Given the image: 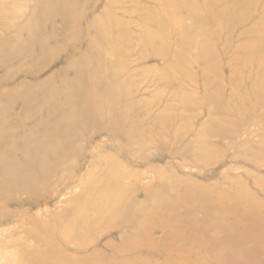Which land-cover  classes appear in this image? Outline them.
Returning <instances> with one entry per match:
<instances>
[{"label":"rangeland","instance_id":"rangeland-1","mask_svg":"<svg viewBox=\"0 0 264 264\" xmlns=\"http://www.w3.org/2000/svg\"><path fill=\"white\" fill-rule=\"evenodd\" d=\"M72 2L63 0L43 20L46 27L28 35L20 21L29 26L46 11L34 0H0V137L7 147L0 162L25 157V147L44 157L40 146L64 130L60 105L70 107L63 120L73 125L65 136L73 131L80 140L68 136L64 148L81 158L60 167L44 188L35 185L43 173L33 159L15 167L35 174L28 183L37 187L32 198L16 187L0 198V264H264V0H187V8L185 0H91L64 36ZM103 10L117 24L113 35L101 28ZM42 31L50 35L45 44ZM100 31L107 58L98 61L103 70L117 69L123 91L108 92L101 80L80 94L112 110L91 125L76 117L80 82L70 80L79 67L96 68L84 58L91 44L82 38ZM35 40L42 47L32 58H15ZM122 132L137 135L132 149H120ZM98 159L116 172L94 170ZM67 181L76 185L63 187ZM161 181L168 189L157 188ZM95 184H106L111 200L132 192L131 218L139 216L141 228L126 215L117 226L111 201L94 203ZM79 213L85 223L70 229ZM30 215L52 223V235L71 236L46 250Z\"/></svg>","mask_w":264,"mask_h":264},{"label":"bare ground","instance_id":"bare-ground-1","mask_svg":"<svg viewBox=\"0 0 264 264\" xmlns=\"http://www.w3.org/2000/svg\"><path fill=\"white\" fill-rule=\"evenodd\" d=\"M36 1L35 3V7L39 6L42 8V10L46 11L44 14H39L37 15V19L29 26L26 25V21L25 22H21V24H23V26L27 29L28 31V35H30V31H38L40 30V28L42 26L46 27L45 25V21H43L45 19V17H49V12H52L54 9L56 10L58 5L60 3L63 2V0H54L55 4L53 6V2H49V4L43 0H34ZM91 0H73V7H72V12H71V21H69L68 23L67 20L65 18L64 23H63V29L61 32L64 33V36L67 33V25H70V27L72 28L73 25H78L77 20L75 18V16L77 15V11L79 10L80 6L84 3H88ZM186 3V8H187V0H185ZM169 5V3H168ZM191 10H193L190 7ZM92 9H90L89 11H91ZM104 15L101 16L100 21H101V28H110V33L113 35V26L117 27L115 24H112V21H114L113 19H111L109 17V15L107 13H105V11L103 10ZM228 18L231 19V15L227 16ZM38 19L40 21H38ZM95 26H97L96 24H90V28L91 29H95ZM118 28V27H117ZM96 30V29H95ZM99 30V29H97ZM42 35L39 36V38L43 41V43L45 44L46 39H50V35L47 34V32L42 31ZM62 33V34H63ZM61 34V35H62ZM102 35L103 33L98 32H94L93 34H88V36L83 37L82 40L83 42H87L88 45L89 43L91 44L88 47V51L85 54L84 58L85 60H93L94 63L96 62V68L92 67L91 70L87 71L89 74V76L86 77H81V75L87 73H81L82 72V68L79 67L73 74V78L70 80L71 83H75V82H80L77 86H75V91L78 92L76 97H78V103L75 107L79 108V110L75 111V108L73 109L76 112V117L80 118V122H86L90 121V124L93 125L95 123V121H101L103 122L104 119L111 117L112 115V110L107 106L105 107L106 110H102L99 107H93V105H90V103L88 102V99L85 98L84 96H81L80 94L82 92L86 93V92H90L94 89V84L97 81H101L103 82V86L105 85L108 88V92H122L123 88H122V84H118L117 82L120 81L119 78H116V73L118 72L116 68H111L108 70H103L101 68V65L98 61V59H106L107 55H105L104 52H101L100 47L98 46V41H102ZM6 37V43L7 46L9 47V44L11 42L12 36L11 34H8ZM51 36H54V39L52 40H59L60 39V35H57L55 33H52ZM64 36H61L64 39ZM15 38H17V35H14ZM112 36H110L111 38ZM63 39H61V41H63ZM37 40H35L33 42V44L30 41H25L24 45L21 46L22 48L18 50V53L16 54V57H20V56H28L30 58H32L35 55V49L36 47L41 48L42 44L40 42H38V44L36 43ZM26 49V52H25ZM112 50V49H111ZM113 51V55L115 56V51ZM93 63V64H94ZM74 69V68H72ZM75 70V69H74ZM93 74H98L93 75ZM83 82V83H81ZM51 92H54V90L50 91L47 90L46 92V98L48 97V94H51ZM52 96H50L49 98H51ZM92 101V100H91ZM90 101V102H91ZM73 102H76V100L74 99ZM102 101L99 100V103H101ZM62 107H65L64 111L62 112H58L57 114V119L59 120L58 123L63 126L64 130L62 132H55V136L47 139L43 142L42 146H40L41 150H42V154H44V157H38L36 158L33 155V152L36 150H33L31 148H27L25 147L23 151L25 154V157L22 158H17V157H13L11 159H2L0 162V166L2 167L3 173H0V177L1 175H4V179L0 180V198L5 197L6 193L7 195H9V192L7 191L8 189H11V187H16L18 189V193L22 194V195H27V198H32L31 196H33V191L36 189L37 186L42 185V187L44 188L45 183L44 181H48L50 178H55V175L57 174L56 171H59L60 167L62 166H71L72 165V160H80L81 158L77 157L75 155V151L71 148L65 149L64 148V144L67 142L68 140V136L72 139H74L76 137V134L73 131H70L67 135L65 136V133L67 132L69 127H73V125H69L67 126V121H64L63 118L65 119V117H69V113L68 111L70 110L69 106L66 105H60ZM101 106V105H100ZM60 108V107H58ZM0 116L1 118L4 116L3 112H0ZM0 118V120H1ZM88 128V127H87ZM123 133V137L125 139L126 144L123 145V147H120V149L125 148H130L132 149L133 144L131 143V140L137 136L135 133L132 134H128L125 132ZM27 134H31L30 132H27ZM58 134V135H57ZM46 137V135H44ZM79 140V137L75 138L73 140V143L75 144V141ZM80 141V140H79ZM67 145V144H65ZM77 147V146H76ZM7 149L6 146H4V144L1 142V137H0V153L4 152ZM78 149V148H77ZM13 149H11L12 151ZM82 152V151H81ZM80 152V154H81ZM79 153V150H78ZM31 158L33 159V161L30 163L32 166L36 167L39 170H42L43 175L42 176H38L35 179V182L37 185L34 187L32 183H28V177H31L35 174H33L30 171H24V173H21L19 168H15L16 166H18L21 163H24L26 161V158ZM71 157V158H70ZM13 163V164H11ZM102 166L101 168V173L105 174L108 170H111L113 172H116V168L113 164H109L106 166L105 161H102L100 159L94 161L93 167L94 170H99V168ZM61 171V170H60ZM56 173V174H55ZM100 173V176H101ZM43 180V182H41ZM17 181H19L22 184V187L24 190H22L18 185H17ZM162 186H157V188H162L163 189H168V187L163 183V181H161ZM72 185H76L75 183H73V181L69 182L67 181L66 183H63V187L68 186L69 188L72 187ZM80 184L77 185V187ZM91 186V184L88 186V188ZM93 188L95 190H97L100 194V198H96L94 200L95 202L98 201H103V199L111 201V207L113 208L112 213L114 214L113 219L115 224L118 226V218L120 216L126 215V220H129L128 223L132 222V224L130 226H133V228L136 229L137 228H141L142 226V220L139 216H133L131 218V215L134 211L133 206H136V202L135 199L133 197V193L130 192L128 193L124 198L122 197V193L121 191L117 193V196L111 200V191L110 188L107 190L106 188V184L105 185H100V184H95L93 186ZM161 190V191H162ZM195 190V189H194ZM75 198L74 195L71 196V200H73ZM82 201H84V203L87 200V196H82L80 198ZM159 200V197H158ZM15 201V200H12ZM153 201L156 202L157 200L155 198H153ZM152 213H157V208L156 206H153L151 209ZM66 212H64L65 214ZM26 219L28 220V223H31L33 225V228L36 226L35 231L31 230L38 240H41V242H44V247L46 248V250H52L51 249L53 247L54 241L56 240H60L61 242H66V240L71 236L70 234H67L66 232L64 233H60L57 232L55 234H51L50 229H54V225L52 223L46 224V223H41V222H36L35 219L32 217V215L30 216H26ZM86 218L82 215V214H78L76 219H73L72 222H70L69 225H71L70 229H73L75 226L79 229L81 223H85ZM45 251V250H44Z\"/></svg>","mask_w":264,"mask_h":264}]
</instances>
